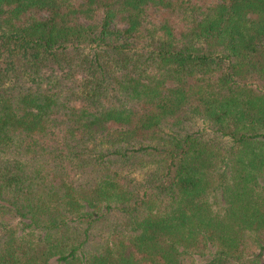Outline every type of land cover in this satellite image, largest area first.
<instances>
[{
  "label": "trees",
  "instance_id": "1",
  "mask_svg": "<svg viewBox=\"0 0 264 264\" xmlns=\"http://www.w3.org/2000/svg\"><path fill=\"white\" fill-rule=\"evenodd\" d=\"M264 0H0V264H264Z\"/></svg>",
  "mask_w": 264,
  "mask_h": 264
},
{
  "label": "rangeland",
  "instance_id": "2",
  "mask_svg": "<svg viewBox=\"0 0 264 264\" xmlns=\"http://www.w3.org/2000/svg\"><path fill=\"white\" fill-rule=\"evenodd\" d=\"M262 257H264V255Z\"/></svg>",
  "mask_w": 264,
  "mask_h": 264
}]
</instances>
